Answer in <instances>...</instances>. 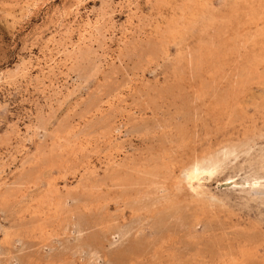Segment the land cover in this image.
I'll use <instances>...</instances> for the list:
<instances>
[{
    "label": "rangeland",
    "instance_id": "374dc122",
    "mask_svg": "<svg viewBox=\"0 0 264 264\" xmlns=\"http://www.w3.org/2000/svg\"><path fill=\"white\" fill-rule=\"evenodd\" d=\"M263 151L264 0H0V264H264Z\"/></svg>",
    "mask_w": 264,
    "mask_h": 264
},
{
    "label": "bare ground",
    "instance_id": "6f19581e",
    "mask_svg": "<svg viewBox=\"0 0 264 264\" xmlns=\"http://www.w3.org/2000/svg\"><path fill=\"white\" fill-rule=\"evenodd\" d=\"M230 147H231V146H230ZM237 147H238V146H237ZM247 148H248V147H247ZM247 148H246V149H247ZM239 150H240V149H239ZM252 151H253V150H252ZM236 152H237V151H236ZM263 152H264V151H263ZM252 153H253V152H252ZM236 154H237V153H236ZM224 155H225V153H224ZM224 155H223V156H224ZM237 155H238V154H237ZM237 155H236V156H237ZM229 156H231V155H229ZM234 157H235V156H234ZM203 158H204V157H203ZM228 158H229V157H228ZM198 161H199V160H198ZM223 161H224V160H223ZM202 162H203V160H202ZM203 163H204V162H203ZM216 163H217V162H216ZM192 164H193V163H192ZM207 164H208V163H207ZM121 165H122V164H121ZM194 166H195V165H194ZM187 167H188V166H187ZM198 167H199V166H198ZM192 168H193V166H192ZM201 168L204 169V167H201ZM201 168H200V170H202ZM207 168H208V167H207ZM209 168H211V167H209ZM187 170H188V169H187ZM194 170H195V168H194ZM211 170H212V169H211ZM196 171H197V170H196ZM196 171H192V172L189 174V177H190L191 181H192L193 179H197V178H196V176H197ZM204 172H205V171H204ZM208 172H209V171H208ZM200 176H201V175H200ZM145 178H146V177H145ZM198 178H199V177H198ZM197 181H198V180H197ZM191 183H192V182H190V184H191ZM191 185H192V184H191ZM192 186H193V185H192ZM150 193H151V192H150ZM149 195H150V194H149ZM150 196H151V195H150ZM144 197H145V196H144ZM137 198H138V197H137ZM140 198H141V197H140ZM65 199H66V196H65ZM128 199H129V198H128ZM130 200H131V198H130ZM130 200H129V201H130ZM67 202H68V201H67ZM132 202H133V205H134L135 207H137V205L139 206V202H141V200L138 201V199L136 200V198H135V199L133 198V201H131V203H132ZM261 203H262V202H261ZM67 204H68V203H67ZM127 205H129L128 202H127L126 206H127ZM131 205H132V204H130V206H131ZM139 207H141V206H139ZM62 209H63V208H62ZM131 209H132V208H130V210H131ZM134 209L137 210L138 208H134ZM134 209H133V210H134ZM136 210H134V211L136 212ZM62 211H63V210H62ZM64 211H65V209H64ZM64 211H63V212H64ZM74 214L79 215L78 212H73V214H72L71 216H73ZM75 221H76V220H75ZM78 221H79V224H80L79 227H83V225H84V219H83V217H82L81 215H79V219H78ZM77 223H78V222H77ZM75 226H76V225H75ZM72 227H73V226H72ZM77 227H78V224H77ZM130 227H131V226H130ZM63 229H64V228H63ZM66 229H67V228H66ZM73 230H74V229H73ZM82 230H83V229L80 228V229H78L77 231L80 232V231H82ZM125 231H126V230H125ZM71 232H72V231H71ZM71 232H70V233H71ZM121 232H122V231H121ZM128 232H129V231H128ZM128 232H127V233H128ZM81 233H82V232H81ZM82 234H83V233H82ZM82 234H81V235H82ZM71 237H72V236H71ZM80 237H81V236H80ZM80 239H81V238H80ZM75 242H76V241H75ZM60 244H61V242H60ZM72 244H73V243H72ZM62 245H63V244H62ZM75 245H76V244H75ZM47 246H48V244H47ZM86 246H87V245H86ZM63 247H64V246H63ZM74 247H75V246H74ZM90 248H91V247H90ZM53 249H54V248H53ZM67 249H68V248H67ZM72 249H73V248H72ZM74 249H75V248H74ZM69 250H70V249H69ZM82 250H83V249H82ZM83 251H84V250H83ZM51 252H52V251H51ZM88 253H89V252H88ZM48 254H49V253H48ZM83 256H84V255H83ZM16 259H17V258H16ZM83 259H84V258H83ZM87 262H88V261H87ZM89 262H90V261H89ZM86 264H87V263H86Z\"/></svg>",
    "mask_w": 264,
    "mask_h": 264
}]
</instances>
